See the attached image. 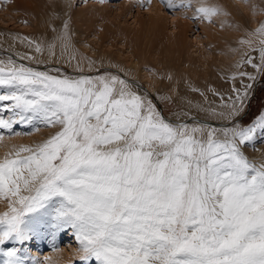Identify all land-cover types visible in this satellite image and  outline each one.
<instances>
[{
  "label": "snow or ice",
  "instance_id": "obj_1",
  "mask_svg": "<svg viewBox=\"0 0 264 264\" xmlns=\"http://www.w3.org/2000/svg\"><path fill=\"white\" fill-rule=\"evenodd\" d=\"M217 11L196 8L204 19ZM256 34L264 37V22ZM260 55L261 64L246 62L264 72V39ZM0 89V109L11 113L0 128L56 129L0 159V246L69 229L84 264H264V161L243 151L264 135V114L236 120L246 91L233 89L232 126L215 128L165 120L112 74L61 78L13 65L0 67ZM0 255V264H25L15 246Z\"/></svg>",
  "mask_w": 264,
  "mask_h": 264
},
{
  "label": "rangeland",
  "instance_id": "obj_2",
  "mask_svg": "<svg viewBox=\"0 0 264 264\" xmlns=\"http://www.w3.org/2000/svg\"><path fill=\"white\" fill-rule=\"evenodd\" d=\"M28 1L0 0L1 67L23 65L73 79L117 75L131 84L138 94L151 99L164 119L173 124L231 127L226 114L230 105L239 103L235 100L237 92L234 88L240 94L247 92L243 111L236 117L240 124L255 123L264 114V72L246 62L251 57L254 64H261L260 40L264 37L256 34V29L264 22V0H239L247 7L244 24L247 31L234 29L230 7L219 0L198 1L197 7L218 10L205 20L196 10L190 16L185 14L193 3L191 7L170 9L166 0H155L164 14V19L155 25L149 24L148 10L152 0H130L131 6L127 9L123 6L129 0H72L65 16H61L63 9L59 1L47 0V7L51 3L58 6L56 14L43 11L54 16L49 20L51 26L43 21L44 18H39L40 8L33 12L28 8L27 5L32 4ZM174 1L172 3H180ZM254 11L258 14H253ZM174 12L177 17L188 20L189 28L182 46L170 48L166 39L173 33L170 18ZM236 19L243 24L241 7ZM242 40H250L252 45L241 43ZM241 72L247 75H239ZM248 85L251 88H247ZM211 109L216 114L209 111ZM220 113L225 115L220 116ZM10 115L0 109L3 118ZM55 131L51 127L26 124H14L11 129L0 128V159L21 145L31 146L47 139ZM243 151L253 162L263 158L264 135L258 134ZM5 209L6 203L1 201L0 212ZM60 232L63 233L58 240L49 234L41 237L42 253L35 249L33 235L23 244L7 242L0 248L15 246L21 249L25 264H84L78 259L79 249L68 252V233ZM71 235L70 244L78 245L75 236ZM47 255L50 257L46 258ZM3 259L0 255V260Z\"/></svg>",
  "mask_w": 264,
  "mask_h": 264
},
{
  "label": "bare ground",
  "instance_id": "obj_3",
  "mask_svg": "<svg viewBox=\"0 0 264 264\" xmlns=\"http://www.w3.org/2000/svg\"><path fill=\"white\" fill-rule=\"evenodd\" d=\"M46 1L47 0H29L28 2H30V3H32V4H29V5H27L28 6V8L29 9H31L32 10V12L34 11V10H36V9H38V8H40V10H42L41 12H40V14L38 15V13L37 14H35V15H38L39 16V18H44V20L43 21H45L46 23H49V20L51 19V18H53L54 16H48L47 14H44L43 13V11H46V13H53V14H56V12L58 11H56L55 12V10L56 9H58V6H57V4H55V3H51L50 5H48V7H47V4H46ZM57 1H59L58 3H61L60 5H61V8L63 9L62 10V14H61V16L63 15V16H65L67 13H66V9H68V6H69V4H70V2L72 1V0H57ZM176 2H177V0H175ZM174 1V2H175ZM178 1H180V0H178ZM198 1L199 0H191V3H193L194 5H193V7L192 8H195L194 10H191L190 8L189 9H186V12H185V14H188V16H190L192 13H195V10H196V8H197V4H198ZM221 3L222 2H224V4L227 6V7H230V9H231V14H232V17H231V20H232V23H234V25H235V27H234V29L235 30H237V31H240L241 30V28H242V30L243 31H247V29H245V27H244V24H245V22H246V19H247V13L245 12V9H247V7H245V6H243V5H241L240 3V1L239 0H219ZM238 1V2H237ZM27 2V3H28ZM155 2V0H152L151 1V5L152 6H150L149 8V10H148V12L150 13V16H149V24L151 25V24H153V25H155L156 23H157V21L158 20H160V19H164V14L163 13H161V10L159 9V7H158V4H155L154 3ZM172 2H173V0H172ZM178 3V2H177ZM15 5H16V2H15ZM26 6V5H25ZM123 6V5H122ZM131 6V2H130V0H129V3L128 4H126V5H124L123 6V9H127L128 7H130ZM239 7H241V12L243 13V24L241 23H239L238 21H237V19H236V13H238L239 12ZM51 9V10H50ZM26 11V10H25ZM23 12V11H22ZM256 12H257V14H258V11H254L253 12V14H255L256 15ZM51 13H50V15H51ZM179 13H181V14H184V12H179ZM47 15V16H46ZM177 15V13H171V25H172V34H169L168 36H167V39H166V41H167V43L169 44V45H171L170 46V48H174V46H177V47H181L182 46V42H184V40L186 39V37H187V31H188V28H189V25H188V20L187 19H181V18H179V17H177L176 16ZM37 16V17H38ZM45 16H46V18H45ZM180 16V15H179ZM258 17V16H257ZM256 17V18H257ZM256 18H254V19H256ZM201 19H204L203 18V14L201 13ZM205 20V19H204ZM236 20V21H235ZM249 20H251V18L249 19ZM235 21V22H234ZM47 25V24H46ZM49 25L51 26V25H53L52 23H49ZM59 45V44H58ZM61 47V46H60ZM65 47V46H64ZM66 52H68V51H66ZM65 52V53H66ZM62 53V52H61ZM69 54V53H68ZM67 53H66V55H68ZM69 56V55H68ZM1 67V66H0ZM230 104H231V102H230ZM231 106V105H230ZM208 114V113H207ZM214 116V115H213ZM221 119V118H220ZM256 147H258V145L256 146ZM256 156H259V155H256ZM261 161H264V157L263 158H261V159H258L257 161H255L256 163H259V162H261ZM1 202V201H0ZM61 230H57V231H55V234H53L52 233V230L51 229H45L44 231H42L41 229L40 230H38V232L37 233H35V234H33V236H34V239H33V243H35V245H36V248L35 249H39V251H40V253H42V251L40 250L41 248V244H40V241H42V240H40L41 239V237H44V235H46V234H49L50 235V237L51 238H53V239H57V238H59L60 236H61V233H63V232H60ZM64 232L65 233H68L67 235H68V239H66L67 240V242L69 243V247H70V250H68V252L69 251H71V252H76L78 249H79V244L78 245H74V244H70V242H69V238L70 237H72V235L70 236V234L72 233V231L71 230H69V231H67V230H64ZM73 234V233H72ZM48 235V236H49ZM64 235V234H63ZM66 235V236H67ZM58 240V239H57ZM74 241V240H73ZM76 246H78L77 248H76ZM30 251V250H29ZM49 252H51V251H49ZM53 252H55V251H53ZM67 252V253H68ZM78 253V252H77ZM26 255H28V253L26 252L25 253ZM32 255V254H31ZM42 255V254H41ZM29 256V255H28ZM30 257V256H29ZM48 257H50L49 255H47L46 256V258H48ZM57 257V256H56ZM43 258H44V256H43ZM32 262V261H31ZM33 264V263H32ZM40 264V263H39ZM92 264V263H91ZM93 264H95V262H93Z\"/></svg>",
  "mask_w": 264,
  "mask_h": 264
}]
</instances>
